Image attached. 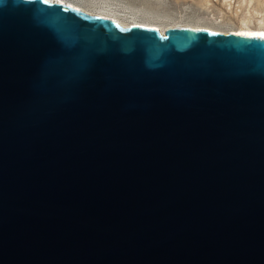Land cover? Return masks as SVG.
<instances>
[{
  "label": "water",
  "instance_id": "obj_1",
  "mask_svg": "<svg viewBox=\"0 0 264 264\" xmlns=\"http://www.w3.org/2000/svg\"><path fill=\"white\" fill-rule=\"evenodd\" d=\"M0 264H264V39L0 0Z\"/></svg>",
  "mask_w": 264,
  "mask_h": 264
},
{
  "label": "bare ground",
  "instance_id": "obj_2",
  "mask_svg": "<svg viewBox=\"0 0 264 264\" xmlns=\"http://www.w3.org/2000/svg\"><path fill=\"white\" fill-rule=\"evenodd\" d=\"M46 1L111 21L122 29H153L161 35L174 28L202 29L219 35L246 33L264 39L262 0H202L198 10L190 7L174 9L170 0ZM213 1L221 4L222 9L215 8Z\"/></svg>",
  "mask_w": 264,
  "mask_h": 264
},
{
  "label": "rangeland",
  "instance_id": "obj_3",
  "mask_svg": "<svg viewBox=\"0 0 264 264\" xmlns=\"http://www.w3.org/2000/svg\"><path fill=\"white\" fill-rule=\"evenodd\" d=\"M170 2L172 3V7L174 9L183 10L184 7H190L192 9L194 8L198 10L201 7L202 0H178L177 2H175L174 0H170ZM213 5L215 6V8L222 9L221 4H219L218 2L213 1Z\"/></svg>",
  "mask_w": 264,
  "mask_h": 264
},
{
  "label": "snow or ice",
  "instance_id": "obj_4",
  "mask_svg": "<svg viewBox=\"0 0 264 264\" xmlns=\"http://www.w3.org/2000/svg\"><path fill=\"white\" fill-rule=\"evenodd\" d=\"M138 27V26H137ZM195 31H202V29H194ZM237 35H246V33H236Z\"/></svg>",
  "mask_w": 264,
  "mask_h": 264
}]
</instances>
